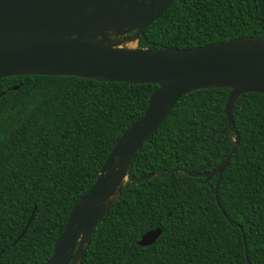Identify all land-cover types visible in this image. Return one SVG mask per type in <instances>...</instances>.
Returning a JSON list of instances; mask_svg holds the SVG:
<instances>
[{
    "label": "trees",
    "instance_id": "1",
    "mask_svg": "<svg viewBox=\"0 0 264 264\" xmlns=\"http://www.w3.org/2000/svg\"><path fill=\"white\" fill-rule=\"evenodd\" d=\"M248 36L264 37V0H173L137 45L190 48ZM157 88L70 75L0 78V264L50 257L71 207ZM230 90L198 89L176 102L133 154L81 264H264V93L235 100L232 131ZM236 132L216 197L217 174H194L217 167ZM156 227L151 244L137 243Z\"/></svg>",
    "mask_w": 264,
    "mask_h": 264
},
{
    "label": "water",
    "instance_id": "2",
    "mask_svg": "<svg viewBox=\"0 0 264 264\" xmlns=\"http://www.w3.org/2000/svg\"><path fill=\"white\" fill-rule=\"evenodd\" d=\"M172 1L0 0V78L70 75L158 85L143 115L122 132L94 183L71 207L52 254L43 264L82 263L95 226L128 179L133 154L183 95L198 89L230 88L224 111L230 129L235 131V100L246 92L264 93V37H241L190 48L121 46L143 37L146 27ZM234 142L217 167L194 174L205 180L217 174L216 197L219 179L239 142L237 132ZM153 175L148 173L131 182ZM160 231L156 227L145 232L137 243L151 244ZM244 248L247 254L245 242Z\"/></svg>",
    "mask_w": 264,
    "mask_h": 264
},
{
    "label": "rangeland",
    "instance_id": "3",
    "mask_svg": "<svg viewBox=\"0 0 264 264\" xmlns=\"http://www.w3.org/2000/svg\"><path fill=\"white\" fill-rule=\"evenodd\" d=\"M126 46V47H131V48H133V47H137V41H130V42H126V43H124V44H122L121 46Z\"/></svg>",
    "mask_w": 264,
    "mask_h": 264
}]
</instances>
